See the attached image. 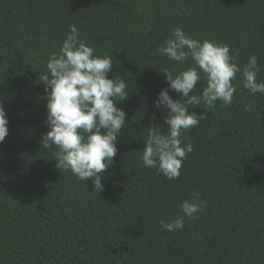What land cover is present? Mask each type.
I'll return each mask as SVG.
<instances>
[{"label":"trees","instance_id":"trees-1","mask_svg":"<svg viewBox=\"0 0 264 264\" xmlns=\"http://www.w3.org/2000/svg\"><path fill=\"white\" fill-rule=\"evenodd\" d=\"M70 24L94 55L112 57L107 78L127 83L116 104L125 125L99 192L92 178L57 169L54 149L41 146L46 62ZM177 27L228 45L241 69L255 55L264 82V0H0V106L9 121L0 143V264H264V95L244 89L239 73L230 105L189 106L207 118L185 133L193 151L178 179L140 159L147 129L167 131L166 112L153 107L167 88L160 71L190 66L158 52ZM193 192L202 210L182 230H162Z\"/></svg>","mask_w":264,"mask_h":264},{"label":"clouds","instance_id":"clouds-1","mask_svg":"<svg viewBox=\"0 0 264 264\" xmlns=\"http://www.w3.org/2000/svg\"><path fill=\"white\" fill-rule=\"evenodd\" d=\"M74 24L68 26V33L59 52H53L46 62L43 76L48 131L42 134L41 146L54 151L56 168L70 172L77 180L85 182L92 178L94 192L102 191V174L112 165L117 153V136L125 125V112L116 106L128 97L127 83L113 76L112 57L94 55L95 49L79 38ZM158 52L177 64L190 62V66L173 72L162 69L167 88L162 89L153 107L166 115L163 125L147 129V136L140 151L145 168H154L168 180L178 179L187 155L193 151L192 143H185V133L197 127L205 115L189 112V106L204 111L214 107L217 101L224 106L232 103L236 86L232 83L239 73L244 89L255 95H264V82H257L260 71L258 58L252 55L241 69L230 55L228 45L210 40H196L177 27L171 31L158 48ZM205 86L194 94L199 81ZM169 91L179 95L173 101ZM250 111L251 107L245 109ZM153 119L155 116L152 117ZM6 112L0 106V143L9 134ZM203 202L198 193H192V200L179 205L180 213L160 227L167 232L182 230L185 217L195 218Z\"/></svg>","mask_w":264,"mask_h":264}]
</instances>
